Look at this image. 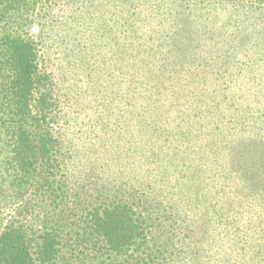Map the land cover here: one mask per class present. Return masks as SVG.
Masks as SVG:
<instances>
[{"label": "rangeland", "instance_id": "obj_1", "mask_svg": "<svg viewBox=\"0 0 264 264\" xmlns=\"http://www.w3.org/2000/svg\"><path fill=\"white\" fill-rule=\"evenodd\" d=\"M10 28L52 102L64 198L28 217L63 218L62 264L119 263L74 243L115 187L149 214L162 264H264V0H29Z\"/></svg>", "mask_w": 264, "mask_h": 264}, {"label": "trees", "instance_id": "obj_2", "mask_svg": "<svg viewBox=\"0 0 264 264\" xmlns=\"http://www.w3.org/2000/svg\"><path fill=\"white\" fill-rule=\"evenodd\" d=\"M27 1L0 0V23L21 11ZM3 32L0 34V264H62L65 258L62 249L70 241L62 243L63 218L55 220L54 215H45L40 218L39 227H35L28 217L36 211L30 205L33 199L48 197L59 207L64 198L57 178L60 161L53 155L60 141L50 126L52 102L45 90L46 75L41 71L39 54L31 39L11 28ZM110 191L107 195L106 191H100L97 201L87 206L83 230L76 236L75 246L85 243L93 258L111 255L118 264H162L159 262L162 245L145 226L149 214H141L130 192L127 194L118 187ZM6 207L10 212L4 220ZM69 255L65 264L73 258L76 264H81L77 253L71 251Z\"/></svg>", "mask_w": 264, "mask_h": 264}]
</instances>
